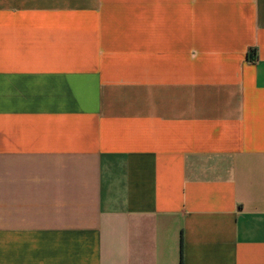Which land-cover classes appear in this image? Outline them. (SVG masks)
<instances>
[{
    "label": "crops",
    "instance_id": "1",
    "mask_svg": "<svg viewBox=\"0 0 264 264\" xmlns=\"http://www.w3.org/2000/svg\"><path fill=\"white\" fill-rule=\"evenodd\" d=\"M0 264H264V0H0Z\"/></svg>",
    "mask_w": 264,
    "mask_h": 264
},
{
    "label": "trees",
    "instance_id": "2",
    "mask_svg": "<svg viewBox=\"0 0 264 264\" xmlns=\"http://www.w3.org/2000/svg\"><path fill=\"white\" fill-rule=\"evenodd\" d=\"M252 54V55H251ZM251 54H249V58L252 60L254 59V55H255V50H252L251 51ZM253 57V58H252ZM182 263H183V260H182Z\"/></svg>",
    "mask_w": 264,
    "mask_h": 264
}]
</instances>
